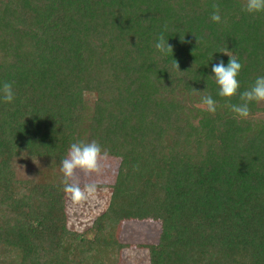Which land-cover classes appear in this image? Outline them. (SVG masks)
I'll return each mask as SVG.
<instances>
[{
	"label": "trees",
	"instance_id": "obj_1",
	"mask_svg": "<svg viewBox=\"0 0 264 264\" xmlns=\"http://www.w3.org/2000/svg\"><path fill=\"white\" fill-rule=\"evenodd\" d=\"M245 2L0 0V86L14 91L0 98V264H120L130 220L160 224L149 264H264V101L234 118L211 70L221 50L242 64L231 104L264 76V12ZM79 140L118 160L83 231L60 172Z\"/></svg>",
	"mask_w": 264,
	"mask_h": 264
},
{
	"label": "clouds",
	"instance_id": "obj_2",
	"mask_svg": "<svg viewBox=\"0 0 264 264\" xmlns=\"http://www.w3.org/2000/svg\"><path fill=\"white\" fill-rule=\"evenodd\" d=\"M212 7L214 10L210 14V19L215 23H220L219 5L214 4ZM242 11L249 14L264 12V0H246L242 5ZM166 28L167 26H165ZM180 39L181 42H185L184 37L180 36ZM155 48L163 55L173 54V47L168 43V39H165L163 33L157 38ZM220 52L226 54L229 59L226 65L223 59L212 64L211 70L214 74L212 77L218 86L217 94L228 103L234 118L246 119L250 114L249 105L253 102L260 103L264 101V76H258L249 88L239 94V104H231V98L237 95L240 88V82L237 77L242 69V64L229 51L221 50ZM212 58L213 54L210 60ZM173 67L178 72H183L179 70V64L176 60ZM0 98L5 103H11L14 100L12 83L5 82L0 86ZM201 105L204 111L215 114L217 105L211 95L202 96ZM107 157V151L102 150L101 145L95 140L91 142L79 140L70 145L67 155L60 161V172L62 173L61 184L63 185V191L73 205L88 201L97 191L95 182L81 185L78 181V174H83L84 176L99 175L104 167L102 162L106 161ZM33 161L37 163V161Z\"/></svg>",
	"mask_w": 264,
	"mask_h": 264
},
{
	"label": "rangeland",
	"instance_id": "obj_3",
	"mask_svg": "<svg viewBox=\"0 0 264 264\" xmlns=\"http://www.w3.org/2000/svg\"><path fill=\"white\" fill-rule=\"evenodd\" d=\"M102 163L104 167L99 175L78 174V181L81 185L91 182L97 184V191L93 197L79 205H73L67 197V225L71 230L83 231L90 227L94 218L108 205L118 160L114 157H107V160ZM24 173L28 174L26 171ZM119 231L120 240L129 245L122 250L120 264H149L148 249L144 245L158 241L160 224L152 220L124 221Z\"/></svg>",
	"mask_w": 264,
	"mask_h": 264
}]
</instances>
